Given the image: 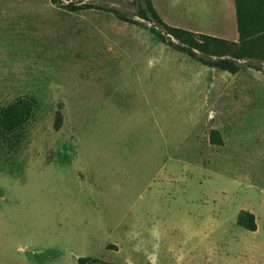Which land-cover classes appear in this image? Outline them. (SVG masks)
I'll return each instance as SVG.
<instances>
[{
  "label": "rangeland",
  "instance_id": "obj_1",
  "mask_svg": "<svg viewBox=\"0 0 264 264\" xmlns=\"http://www.w3.org/2000/svg\"><path fill=\"white\" fill-rule=\"evenodd\" d=\"M67 3L0 0V107L35 104L0 147V264L113 260L126 226L149 229L164 264H264V71L204 67L159 42L160 26ZM152 3L168 26L234 36L219 0Z\"/></svg>",
  "mask_w": 264,
  "mask_h": 264
},
{
  "label": "trees",
  "instance_id": "obj_2",
  "mask_svg": "<svg viewBox=\"0 0 264 264\" xmlns=\"http://www.w3.org/2000/svg\"><path fill=\"white\" fill-rule=\"evenodd\" d=\"M53 3L56 0H51ZM62 8L69 12L98 10L111 13L119 21L136 25L134 17L157 29L159 42L172 47L204 67L229 74H236L243 68L263 72L258 63H264V0H234L237 41L222 40L213 36L196 34L177 27L166 25L156 12L152 0H134L137 11L128 17L114 8H105L82 0H63ZM80 4V5H78ZM241 62L243 64H241ZM32 99L18 98L6 106L0 107V147L15 146L22 137L25 126L33 116L35 104ZM56 128L58 126L55 125ZM219 131L209 132V141L220 145ZM236 223L247 231H255L254 215L240 210ZM77 264H108L100 259L79 257Z\"/></svg>",
  "mask_w": 264,
  "mask_h": 264
},
{
  "label": "crops",
  "instance_id": "obj_3",
  "mask_svg": "<svg viewBox=\"0 0 264 264\" xmlns=\"http://www.w3.org/2000/svg\"><path fill=\"white\" fill-rule=\"evenodd\" d=\"M220 7L222 6L223 16L222 19L227 22V27L224 32H233V38L217 37L207 30L204 24L192 21L191 23H185L180 29L187 30L196 34H203L213 36L222 40L236 41L238 38L235 18V5L234 0H219ZM178 28V27H177ZM111 233L116 236L115 242L107 245L108 251H110L114 259L103 261L108 264H164L160 259V250L158 244L148 245L146 243L145 235L150 236V230L142 227L129 228V226L123 229L114 228Z\"/></svg>",
  "mask_w": 264,
  "mask_h": 264
}]
</instances>
